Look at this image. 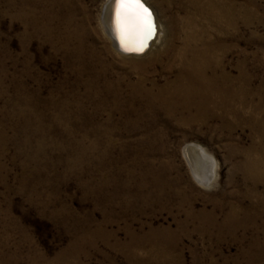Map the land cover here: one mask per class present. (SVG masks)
Wrapping results in <instances>:
<instances>
[{
    "label": "rangeland",
    "instance_id": "1",
    "mask_svg": "<svg viewBox=\"0 0 264 264\" xmlns=\"http://www.w3.org/2000/svg\"><path fill=\"white\" fill-rule=\"evenodd\" d=\"M106 1L0 0V264H261L243 165L264 148V0H147L162 35L141 58L113 51ZM192 32L248 84L237 122L191 125L153 101ZM188 144L213 157L211 187Z\"/></svg>",
    "mask_w": 264,
    "mask_h": 264
},
{
    "label": "bare ground",
    "instance_id": "2",
    "mask_svg": "<svg viewBox=\"0 0 264 264\" xmlns=\"http://www.w3.org/2000/svg\"><path fill=\"white\" fill-rule=\"evenodd\" d=\"M193 3H191L192 6H195ZM145 5L153 13L155 36L147 44L153 36L152 30L151 34L144 39L143 51L136 52L138 55H130L128 54L129 51L124 50L125 42L122 41L118 27L115 0H107L103 5L100 18L102 31L110 41L113 51L117 54L134 58L145 57L161 41V25L158 26L155 11L147 0H145ZM221 9L226 24L228 27H233L236 20L235 11L230 5H224ZM165 28L166 32L163 35L161 44H163L164 50L169 52L172 48L174 35V33L172 35L174 30L171 27V21L167 22ZM177 57L179 69L175 81L159 88L157 94L152 97L153 101L158 102L172 117L178 115L191 125L204 126L208 122L214 121L223 123L237 122L240 118L238 105L245 104L246 97L250 93L248 84L243 79L244 77L225 72L218 60L208 59L207 57H211L210 48L202 43L194 32L186 35L183 47L177 52ZM138 65L140 63H137ZM259 100L257 105H261L263 102L262 99ZM252 123L256 124L257 128H261L259 134L264 140V121H253ZM260 124H262L261 127ZM254 151H256L255 148L250 149V152ZM259 151L257 154L260 156L257 159L248 160L243 165V169L245 170V178L252 184L251 196H253L254 200L251 206L252 227H250L254 232L251 259H253L254 263L262 262L264 264V237L261 238V234L264 232L260 230V225L264 223V215L260 209L261 201L264 200V191L258 192L260 191L259 186H264V148ZM184 155L195 179L202 186L211 187L214 182L216 168L213 157L196 144L186 145L184 147Z\"/></svg>",
    "mask_w": 264,
    "mask_h": 264
},
{
    "label": "snow or ice",
    "instance_id": "3",
    "mask_svg": "<svg viewBox=\"0 0 264 264\" xmlns=\"http://www.w3.org/2000/svg\"><path fill=\"white\" fill-rule=\"evenodd\" d=\"M115 3L124 50L142 52L144 39L152 32V11L145 6V0H115Z\"/></svg>",
    "mask_w": 264,
    "mask_h": 264
},
{
    "label": "water",
    "instance_id": "4",
    "mask_svg": "<svg viewBox=\"0 0 264 264\" xmlns=\"http://www.w3.org/2000/svg\"><path fill=\"white\" fill-rule=\"evenodd\" d=\"M146 6V5H145ZM147 7V6H146ZM151 11V10H150ZM152 30H153V36H152V38H151V40H149L148 42H147V44L148 43H150L153 39H154V36H155V25H154V18H153V20H152ZM148 49V48H147ZM146 49V50H147ZM145 50V51H146ZM122 52V51H121ZM122 53H125V52H122ZM128 54H130V55H138V53H136V52H128Z\"/></svg>",
    "mask_w": 264,
    "mask_h": 264
}]
</instances>
